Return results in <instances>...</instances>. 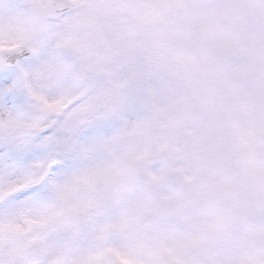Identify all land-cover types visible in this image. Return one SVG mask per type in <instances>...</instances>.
Instances as JSON below:
<instances>
[{
    "label": "snow or ice",
    "instance_id": "1",
    "mask_svg": "<svg viewBox=\"0 0 264 264\" xmlns=\"http://www.w3.org/2000/svg\"><path fill=\"white\" fill-rule=\"evenodd\" d=\"M0 264H264V0H0Z\"/></svg>",
    "mask_w": 264,
    "mask_h": 264
}]
</instances>
